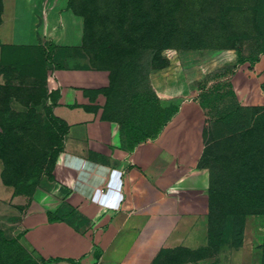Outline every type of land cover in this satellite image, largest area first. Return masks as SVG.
<instances>
[{"label": "rangeland", "instance_id": "374dc122", "mask_svg": "<svg viewBox=\"0 0 264 264\" xmlns=\"http://www.w3.org/2000/svg\"><path fill=\"white\" fill-rule=\"evenodd\" d=\"M71 6L88 17L86 37L95 44L101 68L74 49L3 51L4 182L29 195L52 180L64 125L53 116L59 92L50 90L49 73L76 66L105 70L108 85L88 92L101 95V117L119 123L128 146L153 139L157 131L164 132L162 140L170 147L181 139V157L208 175L207 196L211 178L217 191L212 211L208 203L207 214L182 244L150 264H224V257L242 246L252 264H264V180L240 177L243 164L231 155L210 171L198 165L210 142L218 141V150L227 155L233 144L223 139L246 128L252 107H259L241 104L227 82L240 64L253 63L264 52V0H71ZM215 79H222L221 89L231 94L210 103L202 117L189 112L183 120L168 119L180 100Z\"/></svg>", "mask_w": 264, "mask_h": 264}, {"label": "crops", "instance_id": "0c3cea01", "mask_svg": "<svg viewBox=\"0 0 264 264\" xmlns=\"http://www.w3.org/2000/svg\"><path fill=\"white\" fill-rule=\"evenodd\" d=\"M70 3L0 0V65L10 47H81L85 19ZM47 80L59 92L52 112L65 127L62 148L52 180L30 195L3 181L0 160L3 235L40 264H150L181 245L209 203L208 175L181 157V139L170 147L161 132L128 146L119 123L101 117V95L88 94L108 85L105 70L54 68ZM231 86L241 104L264 106V53L240 64ZM224 259L252 264L247 246Z\"/></svg>", "mask_w": 264, "mask_h": 264}, {"label": "trees", "instance_id": "16d2710c", "mask_svg": "<svg viewBox=\"0 0 264 264\" xmlns=\"http://www.w3.org/2000/svg\"><path fill=\"white\" fill-rule=\"evenodd\" d=\"M79 14L82 15L85 19L84 43L81 47L78 48L63 49H74L80 51V53L87 55L89 57V60L95 64L96 68L99 69L101 67L98 66V61L92 51V49L95 47V44L91 45L86 37L88 17L87 15L81 13ZM233 72H231V75H233ZM222 83V79H215L204 84H199L198 87L194 89L195 95L180 100L179 103L174 107V109L169 113L168 119L171 120L175 116L185 117L187 116V114H189V112H191L192 114H197L198 117H202L203 113H206L208 105L210 103H212L213 105L215 102H220L225 95L231 94L232 91H223L221 89V86H223ZM227 87H230L231 89V83L227 82ZM104 88L97 89L96 91L103 90ZM55 119L63 124V122L57 117H55ZM159 134L160 131H157V133L152 136L153 139L156 138ZM144 140H148V138L139 139L131 143L129 146L136 145L137 143ZM223 141H227L229 144H233V146L227 150V155L226 153L224 154L218 150V141L210 142L209 144L205 145L201 152V155L198 159L199 167H208L210 171V169L214 168L216 164L221 163V161H225L226 159H228L226 157H228V155H231V158H236V160H239L243 164L242 175L240 177H244V179H247L250 182H256V180H264L263 106L252 107V117L250 120V124L246 128L240 130L237 135H229L225 137ZM61 148L59 149V151L61 150ZM59 151L55 153L54 162ZM229 161L230 160H227L226 162ZM221 166H223V164H221ZM1 176L4 181V169L2 170ZM5 183L10 185L7 182ZM213 183L214 182L211 178L208 193L210 211H212V206L217 194L216 189L212 187ZM15 192L19 191L15 190ZM235 207L239 208L240 211L246 210L240 208V205H235ZM0 264H40V262L20 243L17 237L8 239L3 235L2 231H0Z\"/></svg>", "mask_w": 264, "mask_h": 264}]
</instances>
